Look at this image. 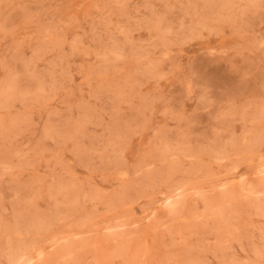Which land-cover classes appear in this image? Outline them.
Wrapping results in <instances>:
<instances>
[{"label": "rangeland", "instance_id": "1", "mask_svg": "<svg viewBox=\"0 0 264 264\" xmlns=\"http://www.w3.org/2000/svg\"><path fill=\"white\" fill-rule=\"evenodd\" d=\"M0 264H264V0H0Z\"/></svg>", "mask_w": 264, "mask_h": 264}]
</instances>
